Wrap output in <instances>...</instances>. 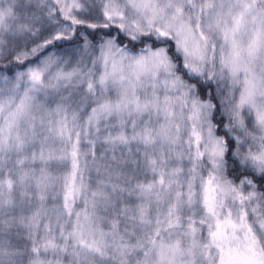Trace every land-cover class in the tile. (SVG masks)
Here are the masks:
<instances>
[{
    "label": "snow or ice",
    "instance_id": "6c2138e0",
    "mask_svg": "<svg viewBox=\"0 0 264 264\" xmlns=\"http://www.w3.org/2000/svg\"><path fill=\"white\" fill-rule=\"evenodd\" d=\"M0 264H264V0H0Z\"/></svg>",
    "mask_w": 264,
    "mask_h": 264
},
{
    "label": "trees",
    "instance_id": "16d2710c",
    "mask_svg": "<svg viewBox=\"0 0 264 264\" xmlns=\"http://www.w3.org/2000/svg\"><path fill=\"white\" fill-rule=\"evenodd\" d=\"M93 175H95V173H93Z\"/></svg>",
    "mask_w": 264,
    "mask_h": 264
}]
</instances>
